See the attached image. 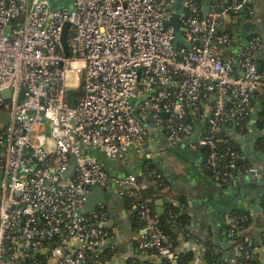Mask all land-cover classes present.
Returning <instances> with one entry per match:
<instances>
[{
    "label": "built area",
    "instance_id": "1",
    "mask_svg": "<svg viewBox=\"0 0 264 264\" xmlns=\"http://www.w3.org/2000/svg\"><path fill=\"white\" fill-rule=\"evenodd\" d=\"M251 2L184 0L176 13L175 0H70L62 7L0 0V110L8 116L0 129V264H103L107 212H82L91 189L111 182L124 197L150 186L169 194L162 174L150 183L134 173L112 176L89 151L124 166L129 149L143 156L161 134L170 148L187 142L207 149L201 157L211 180L256 176L246 155L229 146V127L244 129L264 91L256 61L262 42L249 34L235 52L236 39L224 29L242 15L251 19ZM175 18L188 46H174ZM258 102L264 109V95ZM137 216L144 230L138 249L166 264L171 247L157 215L142 203ZM228 221L231 249L250 259L253 241L237 230L236 217Z\"/></svg>",
    "mask_w": 264,
    "mask_h": 264
},
{
    "label": "crops",
    "instance_id": "2",
    "mask_svg": "<svg viewBox=\"0 0 264 264\" xmlns=\"http://www.w3.org/2000/svg\"><path fill=\"white\" fill-rule=\"evenodd\" d=\"M183 1L175 0L173 10L176 13H180ZM206 1L208 0H202L203 3ZM52 4L54 7L69 6L70 0H52ZM251 6L254 16L248 21L245 18L243 25L237 27L238 31L235 25L232 36L236 39V44L241 43L242 39H245L249 34H256L261 38L262 45L256 53V61L258 70L264 72V0H252ZM232 23L234 22L228 25L230 26ZM236 50L238 51L237 47L235 52H237ZM259 105L260 103L257 102L251 116H255V110L260 107ZM6 121L1 122L0 118V129L3 128ZM248 126L249 132L255 138V135L260 133L256 121L252 123L250 120ZM250 147L254 152V142ZM248 148L247 144L243 145V149L247 152V158L250 159L252 154L249 153ZM87 154L95 155L112 176L127 173L141 176L146 160L154 161L160 166L169 181L171 190L168 195L156 197L153 201V212L159 216L166 211L168 203H172L177 207L184 221V225H182V222L177 220L178 227L174 229L175 235L170 241L171 254H174L175 257L168 258L169 264H240V255L230 248L226 239L228 218L231 215L224 212L223 209L233 201L237 194L241 196L234 203L239 208H245L246 203L252 199H254V204L258 203V200L250 195L252 190L248 188L249 185L242 179L238 186L235 184L232 185V188L230 186L231 189H228L229 186L221 185L217 180L212 181L206 176L202 155L199 151L188 149L187 142L169 148L163 144L161 135L151 145L145 144L143 156H138L133 149H129L124 155V166L118 162H110L102 155L92 151ZM255 155L261 154L255 151ZM258 159L257 157L253 161L250 159L252 161L250 163L257 170L256 176L261 169L262 173L259 174L256 183L264 187V166L261 168L257 166ZM101 188L104 191L105 203L96 202L91 211L103 207L107 212L104 225L110 231V238L102 248L103 264H145L150 260V257L141 252L135 242V238L144 234V230L140 220L136 219L134 205H130L124 199L126 197L120 196L118 188L111 182ZM95 195L97 194L91 191L90 196ZM160 200L163 201L162 205L159 204ZM82 212L91 213L84 209ZM246 212L252 215V221L243 229L242 235L247 239L253 238V241L259 244V250L257 248L258 251L256 250L254 259H257L260 264H264V217L262 219L258 214L262 219L259 220L250 210Z\"/></svg>",
    "mask_w": 264,
    "mask_h": 264
},
{
    "label": "trees",
    "instance_id": "3",
    "mask_svg": "<svg viewBox=\"0 0 264 264\" xmlns=\"http://www.w3.org/2000/svg\"><path fill=\"white\" fill-rule=\"evenodd\" d=\"M221 1H225L226 2L228 0H221ZM240 20L244 21V19H242L241 16H240ZM248 20H250V19H246V21H248ZM233 28H234L233 26H231V25L229 26L228 24L224 27L225 31L229 32L232 35L234 33L233 32ZM250 35H254V34H250ZM244 40L241 43L239 42V43L236 44V47H237L238 50H240L242 48V46H243L242 44H243ZM263 95H264V91L263 92H261V91L258 92L257 97L255 98L256 103L262 99ZM256 103H255V105H256ZM259 106L260 107H258L255 110L256 111L255 115L257 117L256 118V126H257V129L262 131L261 133H258V134H260L259 136H257L258 135L257 134V135H255V138H254L253 134L251 132H249L248 124H249L250 119L245 123L244 129L242 131H240V132L237 131L236 128L233 127V126L229 127V130H230L229 134H230V139H231L229 146L234 148L235 150H238V151L244 153L246 156H247V152H246V150H244L242 148V145L248 144V143L251 144L253 142H254L255 151H257V152H259V153L264 155V120H263L264 109H263L261 104ZM200 126H201V124H197V127H200ZM234 131L240 133L238 135H240L242 137V140H237V139L234 138V135H235ZM207 152H208V150L205 149V148H203V149H201L199 151V153L202 156L205 155ZM250 162L251 161L248 158H246L245 163L250 164ZM158 173L162 174L165 177V180L167 181V183H169L168 179L166 178V176L162 172L160 166L157 163H155L154 161L146 160L144 166L142 167V175L141 176L139 175L138 178L140 180H142V181L147 180L145 182L150 183V182H152V180H154V178H153L154 175L158 174ZM207 174H208V171H207ZM214 180L215 179H212V181H214ZM222 185H225V184H222ZM226 186H228V185H226ZM159 195H162V194H160L158 188H156L155 186H150L148 189L142 191L139 196H134V197L126 196V198H124V199L127 202H129L130 205H132V206L134 205V207H135L134 214L136 216V219L139 220L138 216H137V213H138V210H139V205L142 204V203H147L149 205V207L151 209H153V201ZM261 199H263V204L261 203V207L263 208L264 207V196H262ZM168 204H169V206L167 208H169L170 212L165 211L163 214H161V215H159L157 217H158V220H159V228L163 231L164 235L166 236L165 245L171 247V242L170 241H172V239L174 238V235H175L174 229L175 228H170L168 223L171 220V218L174 219L176 222H177V220L181 221L182 225H184V221H183V216L179 214L177 207L174 206V204H172V203H168ZM227 214L237 218V221H238L237 230L238 231L240 229H242V230L245 229L249 225V223H251V219L250 218L245 220V221L242 220V218L249 216L248 212H246L244 210H234L233 209V210H230L229 213H227ZM228 228H229V225L227 226V229ZM243 236L244 235H242V237ZM263 247H264V241H263ZM146 256H149V255L146 253ZM239 258H240V264H260V262L257 259H254V257H251L248 260H244L241 257H239ZM101 259H102V257H101ZM28 262L29 261H26L25 264H28ZM165 262H166V264H169L168 260H166ZM212 262L214 263L213 260H212ZM133 264H137V263H133ZM145 264H159V263L157 262V260H155L153 258H150V260H148ZM214 264H216V263H214Z\"/></svg>",
    "mask_w": 264,
    "mask_h": 264
},
{
    "label": "water",
    "instance_id": "4",
    "mask_svg": "<svg viewBox=\"0 0 264 264\" xmlns=\"http://www.w3.org/2000/svg\"><path fill=\"white\" fill-rule=\"evenodd\" d=\"M204 11H206V7L204 8ZM242 19H245V16L242 15ZM172 24L174 25L175 27V30H176V39L174 41V46L177 44V43H181L183 44L184 46H188L187 42L184 41V39L182 38L181 36V32H182V29L179 27V23H178V20L177 18L173 19L172 20ZM67 27L68 25L65 24L62 28V32H61V44L63 46V50H64V53L67 54V45H66V32H67ZM24 91V90H23ZM22 91V93H23ZM1 95L4 97V98H8L9 97V90H4L1 92ZM22 96L23 94L21 95L20 97V100L22 99ZM68 104H69V107L70 108H73L75 106V92L74 90H70L69 93H68ZM147 122H149V120H147ZM234 138L237 139V140H242V137L238 134H235L234 135ZM252 144V143H251ZM250 143L247 144V148L249 149V153L252 154L250 155V159L253 161L256 157L259 158L258 159V163H257V166L258 167H263L264 166V156L263 155H258L256 156L255 155V151L253 152L252 151V148L250 147L251 145ZM255 155V156H253ZM249 159V158H248ZM249 159V160H250ZM250 160V161H251ZM251 161V162H252ZM255 162V161H254ZM73 167H74V160H72L71 164H70V167L69 169L67 170V172L65 173L64 177H66L69 173H71V171L73 170ZM262 171L261 169L259 170L258 172V175L257 176H252V177H238V178H235L228 186L229 188L228 189H231L232 188V185L235 184V186H238L240 184V180L242 179L243 182H245L247 185H249V189H251L252 191L250 192V195L253 196V198H256L258 200V203L257 204H254V199L250 200L248 203H246L245 205V208H239V206H237L234 202H237L236 200L241 196L240 194H237L236 196H234L233 198V201L229 202L225 207H224V212L226 213H229L230 210H244V211H248L250 210L251 212L254 213V217L255 218H258V214H261V208L259 206V202H260V199L262 198V196H264V187L261 186V185H258L256 182H257V179H258V176L259 174H261ZM264 173V172H263ZM125 175V174H124ZM124 175H120L118 177H122ZM231 186V188H230ZM91 191L95 192L97 195L95 196H90V194L87 196L86 198V202L84 204V210H86L87 212H92L91 210L94 208V206L96 205V202L98 203H105V195H104V191L101 187H94L91 189ZM98 192V193H97ZM159 204H163V201L160 200ZM250 240L253 241V238H249ZM253 244H254V247L258 248L259 250V244L254 242L253 241ZM257 250V251H258ZM176 251V250H175ZM177 252V251H176ZM256 252V251H255ZM174 254H171L169 258H173ZM175 257V256H174Z\"/></svg>",
    "mask_w": 264,
    "mask_h": 264
},
{
    "label": "rangeland",
    "instance_id": "5",
    "mask_svg": "<svg viewBox=\"0 0 264 264\" xmlns=\"http://www.w3.org/2000/svg\"><path fill=\"white\" fill-rule=\"evenodd\" d=\"M235 23V24H234ZM234 23H232L231 24V26H235L236 25V29H237V27L240 25V26H242L243 24V21H241L240 19H237L236 21H234ZM237 31H238V29H237ZM244 40V39H243ZM7 112L6 111H4V110H0V118H1V122H5L6 120H7ZM250 120H252V123H255V121H256V115L254 116V115H252L251 117H250ZM250 122V121H249ZM249 140V139H248ZM163 144L164 145H166V143H165V138L163 137ZM93 153H95V154H98V153H96V151H93ZM244 232V231H243Z\"/></svg>",
    "mask_w": 264,
    "mask_h": 264
},
{
    "label": "flooded vegetation",
    "instance_id": "6",
    "mask_svg": "<svg viewBox=\"0 0 264 264\" xmlns=\"http://www.w3.org/2000/svg\"><path fill=\"white\" fill-rule=\"evenodd\" d=\"M260 131V130H259ZM262 131H260V133H261ZM260 134H258L257 136H259ZM242 148H243V145H242ZM261 154V153H260ZM261 155H263V154H261ZM264 156V155H263ZM247 157V156H246ZM251 164V163H250ZM241 177H245V176H241ZM234 180V179H233ZM232 180V181H233ZM231 181V182H232ZM230 182V183H231ZM229 183V184H230ZM221 184V183H220ZM229 184H225V185H229ZM222 185V184H221ZM262 201H263V199H260V202H259V206H260V208L262 209V207H261V203H262ZM261 216H260V218L262 217V219H263V217H264V215L262 214V211H261V214H260ZM258 218H259V216H258ZM259 218V220H262V219H260ZM252 221V220H251ZM228 225H230V224H228ZM240 231V233H243V230L242 229H240L239 230ZM226 233H227V230H226ZM226 239H227V237H226ZM227 242H228V245L230 246V244H229V241L227 240ZM254 247V246H253ZM231 248V247H230ZM255 249V251H256V248H254ZM263 250H264V248H263ZM255 254H256V252L254 253V255L252 256V257H254L255 256Z\"/></svg>",
    "mask_w": 264,
    "mask_h": 264
}]
</instances>
